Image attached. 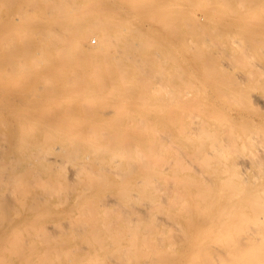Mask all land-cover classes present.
Masks as SVG:
<instances>
[{"label": "bare ground", "instance_id": "1", "mask_svg": "<svg viewBox=\"0 0 264 264\" xmlns=\"http://www.w3.org/2000/svg\"><path fill=\"white\" fill-rule=\"evenodd\" d=\"M0 264H264V0H0Z\"/></svg>", "mask_w": 264, "mask_h": 264}, {"label": "rangeland", "instance_id": "2", "mask_svg": "<svg viewBox=\"0 0 264 264\" xmlns=\"http://www.w3.org/2000/svg\"><path fill=\"white\" fill-rule=\"evenodd\" d=\"M92 42H95V38H92Z\"/></svg>", "mask_w": 264, "mask_h": 264}]
</instances>
